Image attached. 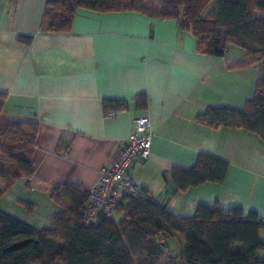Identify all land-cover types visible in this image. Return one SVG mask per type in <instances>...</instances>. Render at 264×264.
<instances>
[{"label":"crops","instance_id":"1","mask_svg":"<svg viewBox=\"0 0 264 264\" xmlns=\"http://www.w3.org/2000/svg\"><path fill=\"white\" fill-rule=\"evenodd\" d=\"M45 3L0 0L2 118L37 126L35 171L89 192L99 171L118 159L133 121L147 116L151 155L129 171L137 186L154 198L167 194L163 207L177 218L192 217L204 205L240 208L264 222V141L241 128L197 120L212 108L242 110L254 95L260 65L238 67L245 52L233 45L222 57L202 55L175 20L139 12L79 9L70 32H43ZM141 95L143 109L137 106ZM106 101H124L127 109L106 119ZM61 140L68 147L59 148ZM200 154L228 163L225 180L182 191L172 173L190 170ZM0 211L41 230L51 228L60 207L19 178L0 197Z\"/></svg>","mask_w":264,"mask_h":264},{"label":"trees","instance_id":"2","mask_svg":"<svg viewBox=\"0 0 264 264\" xmlns=\"http://www.w3.org/2000/svg\"><path fill=\"white\" fill-rule=\"evenodd\" d=\"M79 9L175 20L180 31L194 37L197 52L206 56L222 57L229 45L244 50L245 59L236 65L261 68L253 97L242 110L212 108L197 120L241 128L264 141V0H46L40 30L70 32ZM140 97L137 106L143 109L146 101ZM4 103L0 93V197L24 178L30 188L44 190L60 211L51 217V228L41 230L0 211V264H264V240L259 238L264 222L236 207L198 205L192 217L177 218L151 200L127 198L119 205L118 220L99 214L93 225L83 226L88 191L49 181L35 171L37 126L5 121ZM104 109L122 111L127 103L106 101ZM65 142L61 140L59 148L68 147ZM227 169L226 161L200 154L190 170H174L172 177L184 191L223 183ZM171 239L180 244L177 256L170 250Z\"/></svg>","mask_w":264,"mask_h":264},{"label":"built area","instance_id":"3","mask_svg":"<svg viewBox=\"0 0 264 264\" xmlns=\"http://www.w3.org/2000/svg\"><path fill=\"white\" fill-rule=\"evenodd\" d=\"M116 113V110L108 109L104 111V116L110 119ZM153 137L151 122L147 116L133 121L129 137L118 159L111 166L103 167L99 171L96 185L88 192V200L81 214L83 226L93 225L99 214L115 219L119 205L127 198L148 199L164 206L167 194L156 198L146 194L129 174L136 162L143 163L150 158Z\"/></svg>","mask_w":264,"mask_h":264},{"label":"rangeland","instance_id":"4","mask_svg":"<svg viewBox=\"0 0 264 264\" xmlns=\"http://www.w3.org/2000/svg\"><path fill=\"white\" fill-rule=\"evenodd\" d=\"M148 4H152L153 5V3H148ZM117 219H119V215L116 217ZM169 243H170V250L172 251V253H173V255L174 256H177V255H179V245L177 244V241H176V239H171L170 241H169Z\"/></svg>","mask_w":264,"mask_h":264}]
</instances>
